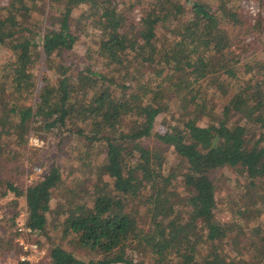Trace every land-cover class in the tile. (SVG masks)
<instances>
[{
	"label": "trees",
	"instance_id": "trees-1",
	"mask_svg": "<svg viewBox=\"0 0 264 264\" xmlns=\"http://www.w3.org/2000/svg\"><path fill=\"white\" fill-rule=\"evenodd\" d=\"M240 1L0 4V253L23 196L41 264H264V12Z\"/></svg>",
	"mask_w": 264,
	"mask_h": 264
},
{
	"label": "rangeland",
	"instance_id": "rangeland-1",
	"mask_svg": "<svg viewBox=\"0 0 264 264\" xmlns=\"http://www.w3.org/2000/svg\"><path fill=\"white\" fill-rule=\"evenodd\" d=\"M7 2V0H0V4H5ZM241 2V6L244 9V15L245 17L249 20V21H254L255 16L259 15V14H263L264 12V0H251L252 3V10L249 9V7L246 5V3H248L247 0H245V3ZM250 7V8H251ZM139 15V11L138 8H133L130 11V16H133L135 18H137V16ZM126 28H128V26L125 24ZM250 39L249 36L246 37V40ZM92 42V38L90 34H81L80 36V40L75 44L74 48L71 50L70 52V58L71 60H73L76 64H80L81 62L86 60L87 56H90L92 53V49L90 47V44ZM40 143L39 140V136H37L36 134H32L29 133L28 135V148H33L38 146ZM55 149V139H53V141H50L48 146H45L44 149L41 150V154L45 155V153L50 152L51 150L54 151ZM169 155L172 156V154L168 151ZM25 167L28 170V172H26V174L24 175L23 179L24 182L26 183L27 181H29L32 178L38 177L41 175L42 170H43V165H39L37 163H33V162H29L28 160H25ZM232 184V182H231ZM10 197H12V192H9L5 197L0 198V204L3 203L4 201L8 200ZM25 207V199L23 198V196L19 197V211H18V215L21 211L24 210ZM3 213V209L0 207V216ZM222 216L221 219L224 222L230 223L231 220L233 219L234 215H232L231 213H229L228 210H226V212H222ZM238 215V214H236ZM264 217V214H263ZM0 226L2 227V223L0 222ZM13 253L17 252V248L14 247L13 250L11 251ZM46 260V258H43L41 260V263H43Z\"/></svg>",
	"mask_w": 264,
	"mask_h": 264
},
{
	"label": "built area",
	"instance_id": "built-area-1",
	"mask_svg": "<svg viewBox=\"0 0 264 264\" xmlns=\"http://www.w3.org/2000/svg\"><path fill=\"white\" fill-rule=\"evenodd\" d=\"M247 1L246 5L252 10L253 2ZM242 2L245 3V0ZM15 229L18 233L17 252L0 253V264H41V260L46 257V249L37 242L33 228L27 223L26 203L16 219Z\"/></svg>",
	"mask_w": 264,
	"mask_h": 264
}]
</instances>
